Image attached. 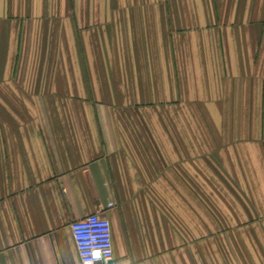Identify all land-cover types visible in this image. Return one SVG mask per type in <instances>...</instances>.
I'll list each match as a JSON object with an SVG mask.
<instances>
[{
  "label": "crops",
  "instance_id": "obj_1",
  "mask_svg": "<svg viewBox=\"0 0 264 264\" xmlns=\"http://www.w3.org/2000/svg\"><path fill=\"white\" fill-rule=\"evenodd\" d=\"M264 264V0H0V264Z\"/></svg>",
  "mask_w": 264,
  "mask_h": 264
},
{
  "label": "built area",
  "instance_id": "obj_2",
  "mask_svg": "<svg viewBox=\"0 0 264 264\" xmlns=\"http://www.w3.org/2000/svg\"><path fill=\"white\" fill-rule=\"evenodd\" d=\"M81 264H117L113 254L111 225L106 217L91 214L70 224Z\"/></svg>",
  "mask_w": 264,
  "mask_h": 264
}]
</instances>
